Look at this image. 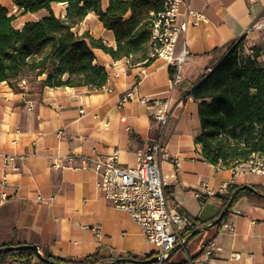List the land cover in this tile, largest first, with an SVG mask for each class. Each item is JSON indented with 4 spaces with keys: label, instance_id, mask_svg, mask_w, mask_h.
Wrapping results in <instances>:
<instances>
[{
    "label": "crops",
    "instance_id": "obj_1",
    "mask_svg": "<svg viewBox=\"0 0 264 264\" xmlns=\"http://www.w3.org/2000/svg\"><path fill=\"white\" fill-rule=\"evenodd\" d=\"M102 1L106 7L108 0ZM184 2L204 13L205 19L180 35L176 50L185 42L189 54L182 64V79L173 88L171 66L164 58L154 57L147 65L130 64L128 58L113 59L99 48L95 62L106 68L104 85L110 89L41 87L44 74L22 79L18 90L0 82V246L38 244L42 253L47 250L69 261L95 253L105 260L152 255L154 246L140 226L96 187L94 170L80 167L79 156L106 157L116 148L120 162L134 166L137 150L159 135L157 115L164 107L153 101L157 99L169 102L163 133L167 157L161 161L165 194L169 206L193 217L199 228L188 234L184 245H176L169 263L203 257V246L214 240L218 248L210 264H264L263 202L243 196L225 222L210 225L225 208L218 194L232 184L264 187V174L248 170L235 174L233 168L203 159L195 141L200 132L198 102L189 94L228 44L242 37L240 53L247 56L260 49L258 59L264 66V29L253 28L264 17V0ZM0 4L11 14L19 13L13 0ZM55 4L64 5L60 16H65L66 3H54L53 9ZM75 30L117 44L114 32L93 12ZM129 91L133 97L121 103ZM142 96L149 100L141 101ZM4 153L25 156L5 163ZM16 263L14 259L0 262Z\"/></svg>",
    "mask_w": 264,
    "mask_h": 264
},
{
    "label": "trees",
    "instance_id": "obj_2",
    "mask_svg": "<svg viewBox=\"0 0 264 264\" xmlns=\"http://www.w3.org/2000/svg\"><path fill=\"white\" fill-rule=\"evenodd\" d=\"M20 14L45 10L38 19L16 24L17 14L0 4V82L13 88L22 79L45 75L41 87H102L108 78L103 65L95 62L99 48L113 59L126 57L130 64H149L152 20L164 10L165 0H13ZM66 3L65 16L56 15L52 5ZM93 12L103 26L114 32L116 46L88 31L78 33L75 26ZM244 37L226 47L218 62L202 74L190 95L198 102L200 132L195 141L201 145L204 160L221 167L234 168L254 154H264V66L260 49L252 55L240 53ZM171 73L173 68H170ZM247 196L264 203V187L234 185L218 194L226 211L214 224L228 218L239 198ZM220 215V214H219ZM197 224L188 229L192 234ZM0 246V262L14 259L21 264L64 261L98 264L105 259L98 254L78 261L65 260L43 250L40 255L30 246ZM151 254L147 255L150 257ZM137 258V257H134ZM142 260V259H140Z\"/></svg>",
    "mask_w": 264,
    "mask_h": 264
},
{
    "label": "built area",
    "instance_id": "obj_3",
    "mask_svg": "<svg viewBox=\"0 0 264 264\" xmlns=\"http://www.w3.org/2000/svg\"><path fill=\"white\" fill-rule=\"evenodd\" d=\"M184 4V0H165L164 10L158 12L152 20L150 55L164 58L173 68L170 78L171 88L181 81L182 64L189 54L185 42L182 43L179 51L176 50L180 35L190 25L198 24L200 20L205 19L204 13L194 9L189 3L185 4L184 18H181ZM253 28L264 29V17L257 21ZM142 72L145 73L146 69L143 68ZM103 87L110 89L108 85ZM131 97H133V91L126 93L121 103L128 101ZM140 100L146 102L149 98L142 96ZM153 101L161 103L164 107V111L157 115L160 122L159 135L144 148L137 150L134 166L123 165L116 148L112 149L106 157L95 154L79 156L80 167H90L94 170L96 187L114 206L130 214L140 226L147 241L154 246L152 255L146 258H156L152 263L134 262L129 260L134 258L132 256H121L101 261L100 264H171L169 261L176 245L178 243L184 245L189 240L188 229L196 225L193 217L169 206L161 171V161L167 157L163 133L168 120L169 102L167 100L159 102L157 99ZM19 156L25 155L4 153L3 159L5 163L14 162ZM73 158V156L69 157V159ZM175 162L179 165L178 160ZM242 163L246 166L242 167L243 169L237 168L238 165L234 167L235 174L247 170L264 174V154H254L248 161ZM3 182H6V176ZM217 248V243L212 240L203 246V257L188 258L177 264H210V258Z\"/></svg>",
    "mask_w": 264,
    "mask_h": 264
},
{
    "label": "water",
    "instance_id": "obj_4",
    "mask_svg": "<svg viewBox=\"0 0 264 264\" xmlns=\"http://www.w3.org/2000/svg\"><path fill=\"white\" fill-rule=\"evenodd\" d=\"M245 187H248L249 185L247 184V185H244ZM226 211V207L222 210V212L220 213V215L216 218V219H214V221H212L211 223H210V225L211 224H214L218 219H220V217H221V215L224 213ZM206 226H209V224L208 225H206ZM197 229H199V228H197ZM196 229V230H197ZM25 245H27V246H30V247H32L39 255H40V257L42 258V259H46L45 257H43V255L41 254V251H40V246L38 245V244H25ZM19 246V245H18ZM18 246H9V248H16V247H18ZM129 260H131V261H134V262H144V263H152V262H154L155 260H156V258H149V259H143V260H138V259H134V258H132V259H129ZM51 262V264H82V263H74V262H64V261H61V262H58V261H50ZM98 264H100V263H98Z\"/></svg>",
    "mask_w": 264,
    "mask_h": 264
},
{
    "label": "rangeland",
    "instance_id": "obj_5",
    "mask_svg": "<svg viewBox=\"0 0 264 264\" xmlns=\"http://www.w3.org/2000/svg\"><path fill=\"white\" fill-rule=\"evenodd\" d=\"M106 1V0H105ZM63 6L62 4H55L54 5V11H56L59 15L62 14L63 12ZM45 10H42L40 12H36V13H27V14H17V18H16V24L18 26H20L23 22L29 20V19H37L42 17V15L45 13ZM41 254L43 255V253L41 252ZM35 264H42L40 262L35 263Z\"/></svg>",
    "mask_w": 264,
    "mask_h": 264
}]
</instances>
